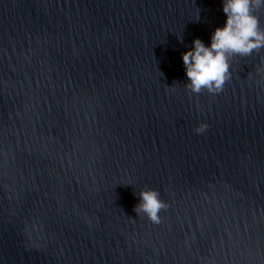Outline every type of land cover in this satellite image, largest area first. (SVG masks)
Returning a JSON list of instances; mask_svg holds the SVG:
<instances>
[{
	"label": "water",
	"instance_id": "obj_1",
	"mask_svg": "<svg viewBox=\"0 0 264 264\" xmlns=\"http://www.w3.org/2000/svg\"><path fill=\"white\" fill-rule=\"evenodd\" d=\"M223 19L221 0H0V264H264V47L218 92L180 58Z\"/></svg>",
	"mask_w": 264,
	"mask_h": 264
},
{
	"label": "clouds",
	"instance_id": "obj_2",
	"mask_svg": "<svg viewBox=\"0 0 264 264\" xmlns=\"http://www.w3.org/2000/svg\"><path fill=\"white\" fill-rule=\"evenodd\" d=\"M262 3L264 0H221L224 19L213 27L208 43L193 37L191 46L180 53L187 77L186 87L197 93L202 88L208 92L220 91L229 76L228 58L233 54L247 55L264 47V29L259 27L258 18L252 11ZM206 128L207 124L200 122L194 131L200 133ZM166 206L155 189L145 188L139 192L134 210L158 222V212Z\"/></svg>",
	"mask_w": 264,
	"mask_h": 264
}]
</instances>
